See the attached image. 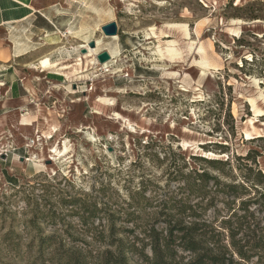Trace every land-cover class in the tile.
Returning <instances> with one entry per match:
<instances>
[{
  "label": "rangeland",
  "instance_id": "obj_1",
  "mask_svg": "<svg viewBox=\"0 0 264 264\" xmlns=\"http://www.w3.org/2000/svg\"><path fill=\"white\" fill-rule=\"evenodd\" d=\"M261 3L34 0L40 13L27 22L29 53L13 63L31 88L24 91L19 79L10 95L16 106H27L24 112L0 109V264H59V255L73 249L96 255L110 216L119 238H133L126 229L139 234L136 225L163 226L183 197L181 175L192 168L239 187L234 198L211 183L215 206L204 217L220 228L237 210L231 229L241 228L236 238L250 252L262 242L257 252L264 263L263 211L255 206L254 217L238 221L245 215L240 201L249 198L243 182L264 173V140L257 139L264 137V10L259 20L245 17L249 6ZM113 21L119 39H104L111 37L101 27ZM171 24H186L190 38ZM152 32L161 42L148 39ZM97 40L104 41L98 54L112 52L116 64L104 69L98 63L87 77L80 75L74 65L86 50L80 47ZM167 41H177L181 58L161 59L157 48ZM46 58L55 68L40 69ZM204 58L212 68L199 64ZM252 102L262 112L255 113ZM65 142L66 157L50 160V150ZM248 154L256 162L243 160ZM191 156L230 164L218 171ZM47 238L49 247L41 251Z\"/></svg>",
  "mask_w": 264,
  "mask_h": 264
},
{
  "label": "trees",
  "instance_id": "obj_2",
  "mask_svg": "<svg viewBox=\"0 0 264 264\" xmlns=\"http://www.w3.org/2000/svg\"><path fill=\"white\" fill-rule=\"evenodd\" d=\"M249 6L247 19L259 20L260 13L264 10V3ZM264 140L263 138H257ZM192 160L202 162L220 171L221 166L230 164L228 161H221L206 156H191ZM246 161H255V157L249 154L243 158ZM248 172L253 174L254 169L248 167ZM184 169H187L185 164ZM181 178L184 181L182 199L178 200L175 213L165 215L163 226L158 224L136 225V229H141L137 234L135 229L125 230V233L133 235L131 239L125 236L117 237L118 230L115 227L113 218L110 216L108 233H102L103 246L100 252L93 255L79 249L68 250L59 255V264H250L253 259L259 258L257 264H264L262 257L257 250L261 248L259 241L250 252L246 248L247 242L242 244L237 240V232L231 229L232 217H238L237 210H231V216L224 220L222 227L218 228L213 223L206 220L205 213L215 206V199L210 198L211 191L209 185L215 186L216 191H223L227 195L237 198L239 187L236 184L223 182L218 176H213L207 171H200L192 168L183 172ZM254 181L246 178L242 188L244 194L249 196L246 200H241L238 210L245 213L238 218L247 219L254 217L251 214L252 208L259 206L264 213V173L258 171ZM210 191V192H209ZM251 192H254L252 196ZM148 200V198H144ZM207 204L204 205V202ZM91 214L94 215V212ZM157 213H153L152 218ZM247 222V221H246ZM264 230V216L261 220ZM226 233H229L228 239ZM228 240V242H227ZM51 238L40 241V250L44 251L49 247ZM137 258L138 260H135Z\"/></svg>",
  "mask_w": 264,
  "mask_h": 264
},
{
  "label": "bare ground",
  "instance_id": "obj_3",
  "mask_svg": "<svg viewBox=\"0 0 264 264\" xmlns=\"http://www.w3.org/2000/svg\"><path fill=\"white\" fill-rule=\"evenodd\" d=\"M2 1V6H3V9H4V12L5 14L9 17V19L11 18V14L16 11V10H20V11H24V13H28V14H32L33 12H35V8L29 6L30 3H27V2H24V1H21V0H1ZM77 1V0H76ZM90 1V0H89ZM80 2V1H79ZM84 3V2H83ZM82 3V4H83ZM90 3V2H88ZM102 4V3H101ZM107 9V8H106ZM113 9V8H112ZM37 11V10H36ZM93 12V11H92ZM3 16V15H2ZM85 16V15H84ZM13 19V18H12ZM101 20V19H100ZM7 24V22H5ZM9 24V23H8ZM5 25V24H4ZM16 27V26H15ZM181 28V31L185 34V36L187 38H190V33H189V29H188V26L186 24H171V25H168V28L172 29V28ZM11 29V28H10ZM93 29V28H92ZM154 29V28H153ZM95 30V29H94ZM97 30V29H96ZM70 31V30H69ZM156 31V30H155ZM71 32V31H70ZM72 33V32H71ZM157 33V32H156ZM155 32H152L151 34H148V39H151L150 36H153V37H156L158 39V42H161L160 41V37L156 34ZM95 35V34H94ZM26 36V35H25ZM28 38V37H27ZM95 38V37H94ZM163 38V37H162ZM89 39V38H88ZM97 39V38H96ZM104 39H107V40H118L119 37L118 36H115V37H111V38H104ZM26 40V39H25ZM163 40V39H162ZM29 41V40H28ZM104 41L102 40H97L96 43H97V48L96 49H91L89 47V44L87 45H82L80 47V49H88V52L86 54H84L82 56L81 59L77 60L76 63L74 64L75 66L79 67L80 69H82L83 71L80 72V75L81 74H84L85 73V77H87L88 75H86V73H89L90 71L93 70L92 66L94 65H98V62H97V59L95 57H97L98 55V50L100 49L101 45L103 44ZM31 43V42H29ZM34 43V42H33ZM84 43V42H83ZM109 43V42H108ZM15 44V43H14ZM32 44V43H31ZM116 44V43H115ZM20 45V44H19ZM111 46V45H110ZM113 46V45H112ZM112 46H111V50H112ZM16 47V46H15ZM104 47V46H103ZM203 47V46H202ZM105 48V47H104ZM115 48V47H113ZM191 48V47H190ZM212 48V47H211ZM158 49V54L159 56L161 57V59L163 60H166V61H169V62H173L174 60L178 59V58H181L182 53L181 52L182 50L179 48L178 46V43L177 41H167L165 46L163 47L162 45H159V47L157 48ZM16 51V50H15ZM31 51V50H30ZM36 51V50H35ZM107 51V50H105ZM116 51V50H115ZM200 51H202V48L200 49ZM108 52V51H107ZM206 52V51H205ZM115 53V52H114ZM119 53V52H118ZM31 54V53H30ZM109 54L112 56V61H110L109 63H106L105 66L104 65H101V66H104V69L108 67L109 64H112V63H115L116 61H114V59H116L117 57L109 51ZM117 54V53H116ZM27 56V55H26ZM118 56V54H117ZM207 57V56H206ZM79 58V57H78ZM76 60V59H75ZM83 60L86 61V65H83ZM70 61V60H69ZM73 61V60H72ZM66 63V62H65ZM54 63H51L50 59L49 58H46L44 60H42L40 62V69H42L43 71H46V70H49V69H53L55 68V65H52ZM116 64V63H115ZM199 64L204 67L205 69L206 68H212V64L210 63V61H208V59H202ZM34 65V64H33ZM114 65V64H113ZM32 66V65H31ZM110 66V65H109ZM34 67V66H33ZM62 68V67H61ZM72 67H69V68H64V70H71ZM77 68V69H79ZM109 68V67H108ZM95 69V68H94ZM203 69V68H202ZM41 70V71H42ZM208 70V69H207ZM206 70V71H207ZM204 72V70H203ZM60 73V71H59ZM64 74L66 75V72H64ZM76 76V75H75ZM65 77V76H64ZM3 86V84H0V87ZM100 101H103L104 103H109V104H113V100H109V99H105V98H101ZM253 103V108H254V112L259 114L260 111L256 106H255V103ZM109 106V105H108ZM100 113V112H99ZM53 138V136H48L46 139L48 140H51ZM247 138L248 139H252L253 138V134L251 133H248L247 134ZM69 152V147L67 145V142H65L63 144V148L60 149L58 146H54L51 150H50V160L52 161H55V160H58L60 158H64L66 157V155L68 154ZM208 156H213V154L211 153H208L207 154ZM33 156V155H32ZM31 156V157H32ZM36 156V155H35ZM33 159L34 160H38V157H34L33 156ZM39 163L44 167L46 168L45 164L42 163V160L39 161Z\"/></svg>",
  "mask_w": 264,
  "mask_h": 264
},
{
  "label": "crops",
  "instance_id": "obj_4",
  "mask_svg": "<svg viewBox=\"0 0 264 264\" xmlns=\"http://www.w3.org/2000/svg\"><path fill=\"white\" fill-rule=\"evenodd\" d=\"M33 3L34 0H31L30 5L34 7ZM36 10L39 9L35 8V12L31 15H26L24 11L16 10L11 14V18L9 19L4 12L2 1L0 0V84H3V86L0 87V109L11 106L12 108H18L20 111L24 112L25 109L23 108L27 106L23 103L22 108L16 106L13 98H10V95L13 93L11 86L14 85L17 80L25 78L24 75L20 73V70L14 67L13 63L15 61L21 62L29 53L25 51L28 41L27 26L29 25L27 22L34 16V13H40ZM5 22H7V24ZM25 81V79L22 80V85L20 86L24 91H29L31 86ZM19 89L20 88H18V90ZM20 99L23 98H18L17 100ZM23 100H27V98ZM25 118L27 117L23 114L22 120Z\"/></svg>",
  "mask_w": 264,
  "mask_h": 264
},
{
  "label": "water",
  "instance_id": "obj_5",
  "mask_svg": "<svg viewBox=\"0 0 264 264\" xmlns=\"http://www.w3.org/2000/svg\"><path fill=\"white\" fill-rule=\"evenodd\" d=\"M101 29H102V32L104 33V35L107 37H115L119 34V27H118L117 22H115V21L102 26ZM89 47L91 49H95L97 47L96 42L92 41L89 44ZM86 53H87V50H83V54H86ZM96 59H97V62L99 63V65H105L106 63H109L112 60V57L109 54V52L103 51L97 55Z\"/></svg>",
  "mask_w": 264,
  "mask_h": 264
},
{
  "label": "built area",
  "instance_id": "obj_6",
  "mask_svg": "<svg viewBox=\"0 0 264 264\" xmlns=\"http://www.w3.org/2000/svg\"><path fill=\"white\" fill-rule=\"evenodd\" d=\"M35 144H36V141L35 140H32L31 141V146L29 145V147H33Z\"/></svg>",
  "mask_w": 264,
  "mask_h": 264
}]
</instances>
